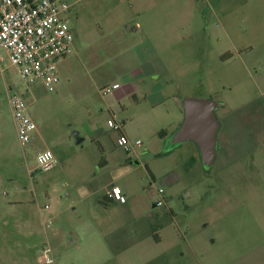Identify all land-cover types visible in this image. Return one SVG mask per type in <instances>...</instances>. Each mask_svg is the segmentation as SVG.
Masks as SVG:
<instances>
[{
	"label": "rangeland",
	"instance_id": "obj_1",
	"mask_svg": "<svg viewBox=\"0 0 264 264\" xmlns=\"http://www.w3.org/2000/svg\"><path fill=\"white\" fill-rule=\"evenodd\" d=\"M69 2L74 45L52 88L27 84L0 48V264H264L255 255L264 246V136L254 154L237 157L235 173L206 165L195 141L174 139L186 98L212 99L233 115L259 95L264 0ZM229 24L236 41L224 34ZM151 31L169 73L121 96L145 58L139 33ZM8 86L37 123L25 147ZM121 133L141 145L127 151ZM47 149L56 162L44 169L37 155ZM113 185L124 202L106 205Z\"/></svg>",
	"mask_w": 264,
	"mask_h": 264
},
{
	"label": "built area",
	"instance_id": "obj_2",
	"mask_svg": "<svg viewBox=\"0 0 264 264\" xmlns=\"http://www.w3.org/2000/svg\"><path fill=\"white\" fill-rule=\"evenodd\" d=\"M72 8L69 0H0V48H3L20 76L29 84L41 79L52 88L59 82V63L73 50L74 33L68 25V13ZM2 60V58H0ZM119 82L108 85L102 90L104 95L120 87ZM8 99L15 121L17 134L22 147L30 141L37 129L29 103L12 87H7ZM110 126L120 130L122 125L114 120ZM117 144L127 151L141 145L137 140L132 143L128 136L121 133ZM55 157L50 149L37 155V165L49 169L55 164ZM162 195L163 190H159ZM108 197L114 201H123L125 195L119 186L108 189ZM163 204V199L157 200Z\"/></svg>",
	"mask_w": 264,
	"mask_h": 264
},
{
	"label": "crops",
	"instance_id": "obj_3",
	"mask_svg": "<svg viewBox=\"0 0 264 264\" xmlns=\"http://www.w3.org/2000/svg\"><path fill=\"white\" fill-rule=\"evenodd\" d=\"M226 2L227 0H224V6L227 8ZM138 24H140V22H138ZM143 26L144 23L141 22L140 28H143ZM234 28L235 27H233V25L231 26L230 24L227 25V27L225 26L223 28L224 34L231 41H236L233 37ZM139 36V40L141 42H139V51H141L139 53L140 55L141 53H144L142 54V57L145 58L142 65L132 70L125 79L126 88H124V91L122 93L120 92L121 96L128 93L134 94L137 91L147 89L148 85L145 82V78L147 75L152 76L158 82V78L160 77V75L164 72L169 71L168 65L160 55L161 44L158 43V36L156 35V31H151L150 33L145 32L143 34L142 32H140ZM178 55L179 54L171 53V55L167 56L170 58H176L177 60ZM230 58L232 57L228 56L226 59ZM260 66L264 67V64L261 63ZM173 67L176 70H180L182 67H184V65L176 62ZM136 81H138L139 84ZM145 84L146 86H144ZM259 85L261 88L259 91V95L256 97H251L247 101L243 102L242 105L233 108L231 110L234 111L233 115H230V108H222L221 105L217 103L215 114L219 121V128L217 132L218 144L214 161L210 166L218 163L217 170L219 172L226 170L231 173H235L237 169L239 170L243 168L240 163H237V157L240 154L244 153L247 149H249V151L253 153L254 150L260 145V140H258V138L264 136V76L260 78ZM119 90H121V88L118 89L117 92H119ZM152 91L154 92L153 89ZM159 91L165 93L167 91V88L165 86H160ZM260 101H262V103H260ZM178 107L182 114V122L180 124L182 126L186 118L184 101L179 102ZM199 150L201 152L200 147ZM201 157L203 159L202 152ZM252 165V169L255 168L257 171L262 170V166H260L257 160H254V163ZM105 196L108 197V190H106ZM110 200V203H123V201H114L112 199ZM262 254H264V246L260 248L255 255L259 256Z\"/></svg>",
	"mask_w": 264,
	"mask_h": 264
},
{
	"label": "water",
	"instance_id": "obj_4",
	"mask_svg": "<svg viewBox=\"0 0 264 264\" xmlns=\"http://www.w3.org/2000/svg\"><path fill=\"white\" fill-rule=\"evenodd\" d=\"M186 118L174 139L177 143L194 140L200 147L203 161L211 165L214 161L219 121L215 114L217 103L212 99L186 98Z\"/></svg>",
	"mask_w": 264,
	"mask_h": 264
},
{
	"label": "trees",
	"instance_id": "obj_5",
	"mask_svg": "<svg viewBox=\"0 0 264 264\" xmlns=\"http://www.w3.org/2000/svg\"><path fill=\"white\" fill-rule=\"evenodd\" d=\"M110 201H111L110 198L106 196V202H105V204L108 205L110 203Z\"/></svg>",
	"mask_w": 264,
	"mask_h": 264
}]
</instances>
